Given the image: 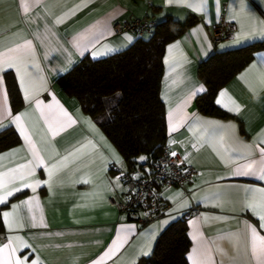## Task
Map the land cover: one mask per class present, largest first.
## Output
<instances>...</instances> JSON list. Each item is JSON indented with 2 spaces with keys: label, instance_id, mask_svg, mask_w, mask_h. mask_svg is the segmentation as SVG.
Listing matches in <instances>:
<instances>
[{
  "label": "crops",
  "instance_id": "crops-1",
  "mask_svg": "<svg viewBox=\"0 0 264 264\" xmlns=\"http://www.w3.org/2000/svg\"><path fill=\"white\" fill-rule=\"evenodd\" d=\"M25 2L31 4L33 0ZM200 3L201 0L171 4L167 0H38L25 14L20 0H0L3 50L22 43L25 38L31 39L38 65H29V72L37 77L30 89L35 92L31 104L25 100L16 70L6 69L0 73L3 80L0 121L5 125L0 132L11 128L19 142L0 152L4 157L0 160V173L26 165L31 159L5 107L12 116L30 113L26 118L28 127L34 132L33 140L45 159V165L36 168L35 176L28 180L29 183L42 182L36 191L23 188L0 204V247L8 242L9 236L19 237L30 247H19L17 241L16 257L28 256L29 264L36 259L40 264H137L152 255L162 232L195 206L198 214L185 220L190 242L187 263L194 264L190 256L197 261L201 259L194 251L201 242L208 248L219 245L232 256L235 249L226 237L239 235L240 254L235 264H249L250 247L245 252L246 241L242 235L245 226H255L261 236H264V228L260 227L259 215L246 206L245 198H255L259 208V190L264 189V179H260L261 173L248 176L233 173L250 160L259 161V148L264 147V85L260 82L264 73V36L252 34L253 28L258 32L264 24V0H207L202 10L187 6ZM57 17H63L60 23H55ZM144 17L156 24L169 19L180 23L190 17L196 19L180 37L166 44L159 88L165 113V147L178 151L196 175L184 188L162 190L160 197L166 205L163 216L139 226L109 203L111 198L124 202L130 192V187L120 177V173L128 172L122 157L94 121L82 112L78 102L66 96L58 82L86 57L100 60L128 49L136 41L135 37L117 36L112 26ZM222 19L234 25L236 31L230 40L215 46L213 29ZM197 29L199 31H195ZM89 30L88 38L78 51L72 44L73 38ZM127 37H131V41ZM176 42L179 47L170 54L169 46ZM250 47H254L250 61L216 94L215 106L225 117L202 114L196 100L206 94L207 88L199 75L200 65L212 55ZM105 52L107 54L100 55ZM166 57L169 63H165ZM8 79L17 89L14 101L8 91ZM200 88L203 91L196 92ZM3 91H6V101ZM193 92L196 95L192 96ZM221 92L226 95L221 97ZM37 100L44 111H47L45 105H59L76 123L51 136L47 123L40 118V110L36 109ZM170 123L176 128L171 134ZM81 145H86L84 151L88 155L69 163L49 183H43L48 180L50 164ZM28 199H33L32 210L27 206L21 208L22 226L9 232L3 213L12 212V205ZM33 214L36 226L31 220ZM194 235L198 240H193ZM115 244H119L115 252L110 257L105 256ZM225 259L227 264H233L232 260ZM213 260L219 261L220 257L213 255Z\"/></svg>",
  "mask_w": 264,
  "mask_h": 264
},
{
  "label": "trees",
  "instance_id": "trees-1",
  "mask_svg": "<svg viewBox=\"0 0 264 264\" xmlns=\"http://www.w3.org/2000/svg\"><path fill=\"white\" fill-rule=\"evenodd\" d=\"M195 21L190 17L182 23L169 19L156 24L147 39L135 37L128 49L104 59L86 57L58 82L114 146L128 171L151 167L165 147V113L159 97L164 48ZM252 51L254 47L215 54L200 65L199 75L207 88L196 100L202 114L225 117L215 106L216 94L250 61ZM8 91L14 101L17 89L10 79ZM18 143L11 128L0 132V152ZM189 248L185 221L179 219L162 232L152 255L137 264H188Z\"/></svg>",
  "mask_w": 264,
  "mask_h": 264
},
{
  "label": "snow or ice",
  "instance_id": "snow-or-ice-1",
  "mask_svg": "<svg viewBox=\"0 0 264 264\" xmlns=\"http://www.w3.org/2000/svg\"><path fill=\"white\" fill-rule=\"evenodd\" d=\"M21 6L23 8V12L27 14L30 11V8L38 2V0H33V2L27 3L25 0H20ZM167 3H185V0H167ZM207 4V0H201L199 5L187 4L189 8H194V10H202L204 6ZM74 11V10H72ZM63 17H57L55 23H60ZM89 32L81 33L78 36L73 38L72 44L79 51L83 47V42L88 38ZM199 31V29L195 30ZM252 34H258L264 36V24L261 25L259 31L253 28ZM129 41H131V37H127ZM237 40H239V34L237 36ZM3 39L0 38V73H3L6 69H15L17 75L20 79L21 88L24 91L25 100L30 104L33 101V97L35 95L34 91H30L33 86L34 80L37 77H34L32 73L29 72V65L32 67H38L35 63L34 50H33V41L31 39H23L22 43H16L14 46H9L4 49ZM179 47V42H176L174 45H170L168 52L171 54L174 48ZM108 52L112 51V49H108ZM105 53H100V55H105ZM93 58H95V50H93ZM165 63H169V58H165ZM260 82L264 85V73L261 74ZM3 89V80L0 78V90ZM203 91V88L197 89L196 92ZM196 92L191 93L192 96L196 95ZM221 97L225 96V92L220 93ZM3 99L6 101L7 95L6 91H3ZM36 109L40 110V118L45 121L48 125V132L51 136H55L57 132L70 124L76 123L75 120L63 110L59 105L48 104L45 105L44 108L47 111H44L41 108V103L37 100ZM217 103H222L221 100H217ZM226 106V105H225ZM239 110L238 107L236 109ZM5 113L10 118L11 122L14 123L19 129V133L22 136L25 145H27V150L30 152L31 159L28 164L20 165L15 169L10 170L8 173H0V204H4L7 202L8 197L13 196L16 192H20L23 188H31L33 192L36 191V187L39 186L42 182L39 180H34L33 183H29L28 180L35 176V169L43 167L45 165V159L41 156L40 150L36 146V142L33 140L34 132L30 131L28 127V118L30 116L29 112H22L15 116H12L10 111H7L5 107ZM171 120V116H170ZM89 123H91L89 121ZM5 125L3 121H0V128H3ZM176 128L173 124L170 123L169 132L175 131ZM223 139V138H222ZM46 142V141H45ZM90 143V142H89ZM86 145H81L80 147L74 149L69 152L67 155L60 157L55 163H51L47 168L48 180L43 183H49L53 176L63 168H66L69 163H75L76 160L81 159L84 155H88L85 153ZM245 148H249L248 145H244ZM26 149H21L20 151H25ZM260 152V160H250L249 162L240 165L234 170V175H256L257 173H261L260 179H264V147L259 148ZM175 155V153H173ZM4 157L0 156V160H3ZM51 159V157H49ZM141 160H144L145 157H140ZM87 183L88 181H84ZM245 192L253 191L251 189H244ZM261 193V198L259 201V208H257V201L255 198L248 199L245 198L247 203L246 206L253 209L254 214H258L261 221V228H264V189L259 190ZM33 199L24 200L21 204L12 205V212H4L3 219L4 223L7 226L9 232H11L14 228L22 226L23 217L19 214V210L25 206L28 207L29 211L32 210ZM31 220L33 221V226H36L35 220L36 217L33 214L31 216ZM40 223L43 221L41 219ZM243 238L246 241L244 247L245 252H247L250 247V255L251 261H255V264H264V236H261L257 231V228L252 225H246ZM229 240L232 248L235 249L234 254L229 256V252L219 245L208 248L200 243V246L194 251L199 254L201 259L197 261L193 256H190L189 259H193L194 264H227V259L235 261L240 254V242L241 236L237 235L235 237L229 236L226 237ZM193 240H198L196 235L193 236ZM19 241V247L27 248L30 247L27 244H24L23 241L20 240L19 237H8V242L3 244L0 247V264H29L28 256H25L23 259H19L16 257V252L18 251V247L14 246L16 242ZM119 247V244H115L112 248H110L105 256H111L113 252ZM143 254H147L144 252L143 248L141 249ZM7 254V255H5ZM213 255L219 256V261L213 260ZM103 260V257L100 258ZM251 261L249 264H251ZM30 264H40L38 259L32 260Z\"/></svg>",
  "mask_w": 264,
  "mask_h": 264
},
{
  "label": "built area",
  "instance_id": "built-area-1",
  "mask_svg": "<svg viewBox=\"0 0 264 264\" xmlns=\"http://www.w3.org/2000/svg\"><path fill=\"white\" fill-rule=\"evenodd\" d=\"M225 8V6H224ZM156 23L144 17L129 22L114 23L112 31L115 35L129 34L142 38L151 34ZM236 27L225 20L214 27L212 42L215 46L232 38ZM175 153V155H173ZM196 175L192 166L186 164L176 150L166 147L151 167L142 165L132 171L120 173L123 182L130 187V192L124 202L111 198L110 205L120 214L126 215L130 222L144 226L163 216L166 205L160 197V192L166 188H184ZM198 207L192 206L180 220L198 214Z\"/></svg>",
  "mask_w": 264,
  "mask_h": 264
},
{
  "label": "rangeland",
  "instance_id": "rangeland-1",
  "mask_svg": "<svg viewBox=\"0 0 264 264\" xmlns=\"http://www.w3.org/2000/svg\"><path fill=\"white\" fill-rule=\"evenodd\" d=\"M148 37H149V35H145V36H144V39H147Z\"/></svg>",
  "mask_w": 264,
  "mask_h": 264
}]
</instances>
